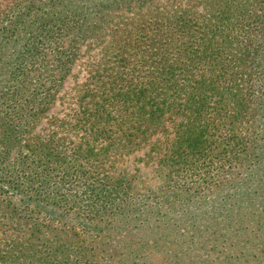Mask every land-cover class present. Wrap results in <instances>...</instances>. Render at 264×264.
<instances>
[{
  "label": "trees",
  "instance_id": "trees-1",
  "mask_svg": "<svg viewBox=\"0 0 264 264\" xmlns=\"http://www.w3.org/2000/svg\"><path fill=\"white\" fill-rule=\"evenodd\" d=\"M0 264H264V0L4 5Z\"/></svg>",
  "mask_w": 264,
  "mask_h": 264
},
{
  "label": "rangeland",
  "instance_id": "rangeland-1",
  "mask_svg": "<svg viewBox=\"0 0 264 264\" xmlns=\"http://www.w3.org/2000/svg\"><path fill=\"white\" fill-rule=\"evenodd\" d=\"M10 0H0V9L4 8V5H6ZM168 0H153L154 4L162 5L166 3ZM169 1H181V0H169ZM184 1V0H183ZM117 19H121L122 15H127L131 17L133 14L131 12H128L127 10H120L117 12ZM98 52V48L96 46H88L83 45L80 49V53L78 56V59L76 63L73 66L71 75L66 79L65 82V92L68 91L75 82L80 81L84 75H85V64L88 60H90L92 57L95 56V54ZM66 96V94H65ZM69 100V99H68ZM68 100H62L56 102V104L51 108L49 111L50 114H59L61 115L65 111V107ZM44 123V122H43ZM137 157H134V155L127 158L123 165L127 167L128 171H131L132 169L137 170V175L139 178L143 179L142 183H148L149 185L153 186L158 183V181L155 179L154 174L152 173V164H142ZM159 258V257H158ZM158 258L154 257V260L160 262Z\"/></svg>",
  "mask_w": 264,
  "mask_h": 264
}]
</instances>
